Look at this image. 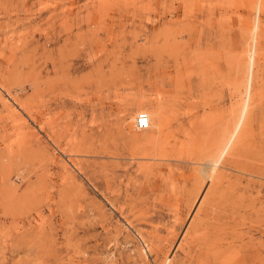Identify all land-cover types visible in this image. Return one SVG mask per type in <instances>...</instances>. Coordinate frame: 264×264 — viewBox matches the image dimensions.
Masks as SVG:
<instances>
[{"label": "rangeland", "instance_id": "obj_1", "mask_svg": "<svg viewBox=\"0 0 264 264\" xmlns=\"http://www.w3.org/2000/svg\"><path fill=\"white\" fill-rule=\"evenodd\" d=\"M0 264H264V0H0Z\"/></svg>", "mask_w": 264, "mask_h": 264}, {"label": "built area", "instance_id": "obj_2", "mask_svg": "<svg viewBox=\"0 0 264 264\" xmlns=\"http://www.w3.org/2000/svg\"><path fill=\"white\" fill-rule=\"evenodd\" d=\"M149 124H150V120L148 116H140L137 120V127L139 129L148 128Z\"/></svg>", "mask_w": 264, "mask_h": 264}, {"label": "bare ground", "instance_id": "obj_3", "mask_svg": "<svg viewBox=\"0 0 264 264\" xmlns=\"http://www.w3.org/2000/svg\"><path fill=\"white\" fill-rule=\"evenodd\" d=\"M208 167H209V166H208ZM211 167H212V166L210 165V168H211ZM209 170H210V169H209ZM210 171H212V170H210ZM207 173H208V172H207ZM207 173H206V174H207ZM209 173H210V172H209ZM209 175H210V174H209ZM206 179H207V178H206Z\"/></svg>", "mask_w": 264, "mask_h": 264}]
</instances>
